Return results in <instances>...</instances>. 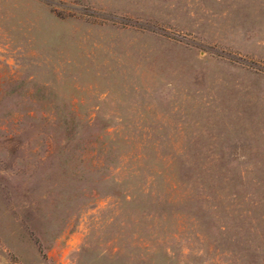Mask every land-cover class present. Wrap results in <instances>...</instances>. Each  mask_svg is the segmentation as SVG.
<instances>
[{
    "label": "rangeland",
    "instance_id": "rangeland-1",
    "mask_svg": "<svg viewBox=\"0 0 264 264\" xmlns=\"http://www.w3.org/2000/svg\"><path fill=\"white\" fill-rule=\"evenodd\" d=\"M0 264H264V0H0Z\"/></svg>",
    "mask_w": 264,
    "mask_h": 264
}]
</instances>
